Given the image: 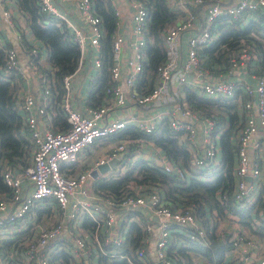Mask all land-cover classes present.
Instances as JSON below:
<instances>
[{
    "label": "built area",
    "instance_id": "obj_1",
    "mask_svg": "<svg viewBox=\"0 0 264 264\" xmlns=\"http://www.w3.org/2000/svg\"><path fill=\"white\" fill-rule=\"evenodd\" d=\"M108 1L114 17L109 82L97 104L89 92L75 105V81L88 80L90 91L102 67L105 29L95 0H36L39 12L55 19L78 48L77 65L60 80V92L47 76L50 63H39L49 62L46 46L23 43L27 18L21 13L17 19L11 11L18 0H0V75L13 88V108L26 140L21 157L0 154L6 188L0 191V264H264V0H166L176 18L160 33L164 56L152 69L147 68L153 39L146 0ZM59 2L64 9L73 5L81 22L62 13ZM126 18L128 28L116 32ZM235 22L241 30L251 23L259 30L231 45L217 44L218 28ZM27 74L39 81L36 92L23 89ZM186 90L211 100L213 112L189 105ZM226 107L235 113L232 123L226 113L217 116ZM58 114L63 128L53 123ZM126 127L141 136L110 142ZM162 127L187 152V163L143 138ZM227 127L231 189H218V207L206 208L203 216L179 195L167 199L159 184L127 178L140 162L180 188L213 178L223 165ZM106 141L105 154H94ZM113 159L114 167L100 174ZM124 179L116 195L98 189L100 183ZM42 212L50 213V226ZM216 242L226 248L221 258L212 250L210 261L202 249Z\"/></svg>",
    "mask_w": 264,
    "mask_h": 264
},
{
    "label": "trees",
    "instance_id": "obj_2",
    "mask_svg": "<svg viewBox=\"0 0 264 264\" xmlns=\"http://www.w3.org/2000/svg\"><path fill=\"white\" fill-rule=\"evenodd\" d=\"M18 4L21 12L27 18L28 26L34 36L40 40L48 50L49 63L52 67V71L50 73L46 72V74L48 73L47 76L56 82V89L60 92V80L63 76L71 73L77 65L78 48L71 41L67 33L56 25L55 19L39 12L36 0H18ZM95 6L96 11L102 17L105 36L102 40L103 55L101 59V71L89 91V99L93 105L99 102L109 82V68L112 61L110 41L114 31V17L112 15L110 2L108 0H95ZM146 7L150 14L148 34L153 39L149 48L150 66L147 68L152 69L164 56L162 53L160 33L167 25L175 20L176 13L169 9L166 0H146ZM218 30H220V35L216 43L231 45V43L239 37L247 36L249 31H258L259 27L251 23L246 30H241L235 22L232 27H219ZM205 53H208V51L205 50ZM220 56L221 55L216 56L215 59H220ZM3 63L4 54L0 50V66L3 65ZM12 94L13 88L7 81H4L0 75V154L4 152L9 160L15 157H21L26 143V140L20 133L21 121L13 108ZM185 96L186 101L192 107L200 108L206 114L213 112L214 108L211 100L195 96L190 90H186ZM225 113L230 116L232 123L235 119V113L229 110L228 107L224 110L220 109L217 116L223 117ZM53 123L56 128H63L65 125L61 114L54 117ZM229 134L230 129L227 127L222 137V150L224 155L223 165L215 172L214 177L210 178L208 181L201 182L192 180L188 187L181 189L179 184L175 183V179L169 178L168 175L151 168L144 162L136 164L131 172H129L127 178L134 179V181L139 184H159L162 192L164 190L163 194L167 199L173 200L176 195H179L185 199V205L191 206L196 213L203 216L206 208L211 209L212 207H218L219 202L215 195L218 189H231L230 170L232 165V150L228 137ZM127 136L138 137L141 136V134L133 127H126L111 136L110 139L118 140L119 138ZM171 136L172 132L162 127L157 129L153 134L144 135L143 138L153 141L169 158L187 163L189 158L187 152L180 148L176 140L172 139ZM127 180L128 179L111 183H100L98 189L113 192V194L116 195L119 190L125 187ZM5 189L0 178V191H4ZM181 203L183 204V201H181ZM251 209L252 208L244 215L242 220H246L249 217ZM218 210L220 211V207ZM87 224H89L88 221ZM135 234L137 243L141 236L137 227L135 228ZM225 248L226 245L221 242H216L211 249H202V253L204 252L209 260L212 261V250L217 258H221V254ZM216 261H218V259H216Z\"/></svg>",
    "mask_w": 264,
    "mask_h": 264
},
{
    "label": "crops",
    "instance_id": "obj_3",
    "mask_svg": "<svg viewBox=\"0 0 264 264\" xmlns=\"http://www.w3.org/2000/svg\"><path fill=\"white\" fill-rule=\"evenodd\" d=\"M59 7H60V10H61L62 13L65 14V12H66L68 14V16L70 17L71 21H73L74 23H80L81 22L80 19H79V16L74 11L73 5L66 4V7L64 9L63 8V3L59 2ZM11 11H12V15L15 18L21 19V13L22 12H21L19 6L13 7L11 9ZM124 14H128V12L125 11ZM128 24H129L128 23V19L126 18L124 20V24H122L120 27H117L116 32L125 31L126 28H128ZM10 36H11V34H10ZM23 43H24V45L30 44V45H35L37 47L38 46H42L41 41H39V40H37L35 38V36L30 31L29 28H25L24 31H23ZM19 59L26 66L27 56L20 49H19ZM39 63L41 65H43V66H48L49 62L41 60V62H39ZM87 65L89 67L88 69H91L90 68V62H87ZM29 70H32V69L29 68ZM87 82H88V80L82 79V78L79 81H75V92H74V104L75 105H78L84 99L88 98L87 94L89 93V89L87 88ZM38 84H39V81L36 79L35 76L27 74V78H26V80L23 83V89L26 90V91H29V92H36L38 87H39ZM87 89H88V91H87ZM112 141H114V140L110 139V142H112ZM109 144L110 143L107 142V141L98 143L96 145V147L93 149L94 154H96V155H104L105 152H106L107 147L109 146ZM158 155L163 156L164 155L163 151L158 150ZM146 157H148V156H146ZM116 160L117 159H113V160L109 161L107 164L101 166L99 168L98 172H100V174H101V173L106 172L109 168H113L114 165L117 163ZM247 181H250V179L247 178ZM116 214H117L118 217H121L124 213H120L119 210H118ZM139 216H143V215H139Z\"/></svg>",
    "mask_w": 264,
    "mask_h": 264
},
{
    "label": "rangeland",
    "instance_id": "obj_4",
    "mask_svg": "<svg viewBox=\"0 0 264 264\" xmlns=\"http://www.w3.org/2000/svg\"><path fill=\"white\" fill-rule=\"evenodd\" d=\"M209 179H206L205 181H208ZM183 189V188H181ZM96 190V189H95ZM100 191H105V190H100ZM164 192V190H163ZM50 213H47V212H42L40 213V218H42V221L47 225V226H50L51 225V221H50V216L48 215ZM138 219L140 220H143L144 219V216H139ZM136 222H133V225H135ZM140 233H141V230L139 229Z\"/></svg>",
    "mask_w": 264,
    "mask_h": 264
},
{
    "label": "water",
    "instance_id": "obj_5",
    "mask_svg": "<svg viewBox=\"0 0 264 264\" xmlns=\"http://www.w3.org/2000/svg\"><path fill=\"white\" fill-rule=\"evenodd\" d=\"M93 174L95 175V172Z\"/></svg>",
    "mask_w": 264,
    "mask_h": 264
}]
</instances>
